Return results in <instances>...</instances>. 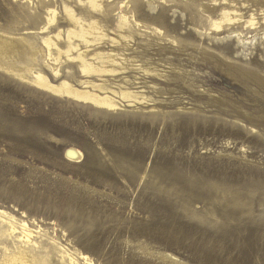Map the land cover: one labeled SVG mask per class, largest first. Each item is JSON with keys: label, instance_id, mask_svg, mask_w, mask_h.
Returning a JSON list of instances; mask_svg holds the SVG:
<instances>
[{"label": "rangeland", "instance_id": "obj_1", "mask_svg": "<svg viewBox=\"0 0 264 264\" xmlns=\"http://www.w3.org/2000/svg\"><path fill=\"white\" fill-rule=\"evenodd\" d=\"M219 1L259 27L214 34L212 0H103L102 11L0 0V36L13 41L0 64L31 66L28 43L47 53L60 30L66 49L68 8L108 37L74 40L75 59L40 54L34 70L56 86L91 81L122 105L100 109L0 69V211L96 264H264V0ZM51 6L58 21L46 26ZM98 52L115 55L105 63L116 72L84 77L79 53L99 63ZM72 147L80 161L64 157Z\"/></svg>", "mask_w": 264, "mask_h": 264}, {"label": "bare ground", "instance_id": "obj_2", "mask_svg": "<svg viewBox=\"0 0 264 264\" xmlns=\"http://www.w3.org/2000/svg\"><path fill=\"white\" fill-rule=\"evenodd\" d=\"M212 1L213 6H215L214 9L221 8L220 15L217 19H213L210 16L207 17L209 20L210 31L214 34L234 30L236 26V29L238 26H242L245 29L250 28L253 30L254 28L256 30L257 26L259 27V21H257L256 17L258 15L250 13L246 18L234 1L229 2V5H231L230 8L224 6L227 2L221 3L219 0ZM88 4L90 9L94 11H102L104 9L103 0H88ZM118 10L122 11L123 20L128 22L131 18V16H129L131 12L124 13L123 4L121 6L118 4ZM65 12L72 26V28L67 30L66 49H62L59 46L60 40L64 37V32L60 30L56 35L45 39L44 44L47 47V53L36 48L32 43H28L31 66H27L25 69H20L18 67L3 65L1 63L0 69L15 76H19L22 79L24 78V76L21 75L22 72L34 73V84L42 89H46L60 96H66L79 102L91 104L100 109L112 111L121 109V101L113 98L109 92L101 88V85L91 81H83L82 84L86 85V87H84V89H79L66 78L60 85L56 86L49 83L48 79L41 71L34 70L33 67L36 65L37 57L40 54L44 56V58L49 59L52 56L53 50H56V55L54 57L56 62H59L62 56H66L69 60L75 59L70 57L73 51H78L79 48V45H75L74 40L77 39L89 45L100 42L108 37L96 20L86 22L78 18L74 11L69 10L68 8L65 9ZM47 13L46 26L54 25L58 21V10L53 6L50 8L47 7ZM133 20L137 23L138 27L145 28L148 31L152 29L151 26L142 25L137 22L136 19ZM163 26H165V24ZM156 30L158 31L159 36L162 35L164 37L166 35L161 28L158 27ZM231 35L238 39L243 36H241V32H233ZM124 37L128 38L126 36ZM112 40L116 41L115 38H112ZM24 41L26 42V40ZM12 44V40L0 36V55L9 54L11 51L9 45ZM96 55L100 59L99 63H95L91 61V59H86L81 53H79L77 59L80 62L81 71L84 77L116 72V70L109 68L105 63V61L113 58L115 55H109L104 52H98ZM116 63L117 60L113 59V64ZM55 72L56 74L59 73L56 69ZM131 98L132 97L128 94H122V100H129ZM64 157L68 161H80L83 158V153L79 149L72 147L66 150ZM0 220L3 222V224H0V264H53L51 258L54 252L56 253V258L59 264H96L88 255L77 250H72L67 247V245H63L62 242L58 240V236L55 233H53L55 236H51L50 234V237L44 240L42 227H39L38 224L35 228L32 226L36 224L35 220L26 221L18 219L14 215L4 211H0ZM3 238L10 240L11 243H1Z\"/></svg>", "mask_w": 264, "mask_h": 264}]
</instances>
